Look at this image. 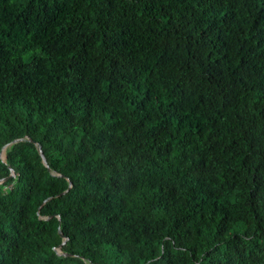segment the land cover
<instances>
[{"label": "trees", "instance_id": "1", "mask_svg": "<svg viewBox=\"0 0 264 264\" xmlns=\"http://www.w3.org/2000/svg\"><path fill=\"white\" fill-rule=\"evenodd\" d=\"M8 142L0 264H264V0H0Z\"/></svg>", "mask_w": 264, "mask_h": 264}, {"label": "water", "instance_id": "2", "mask_svg": "<svg viewBox=\"0 0 264 264\" xmlns=\"http://www.w3.org/2000/svg\"><path fill=\"white\" fill-rule=\"evenodd\" d=\"M20 139H22V137L15 138V139H13V141H18V140H20ZM13 141H11V142H13ZM11 142L6 143V144L2 147V149H1V151H0V157L4 158L3 150H4V148H5L7 145H9ZM40 154H41V157H42V160H43L44 164L46 165V160H45L44 155H43V153L41 152V150H40Z\"/></svg>", "mask_w": 264, "mask_h": 264}]
</instances>
